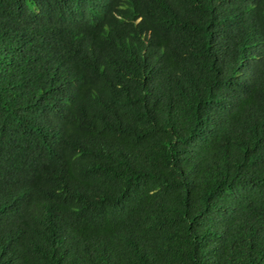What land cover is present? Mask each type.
<instances>
[{"label":"trees","instance_id":"trees-1","mask_svg":"<svg viewBox=\"0 0 264 264\" xmlns=\"http://www.w3.org/2000/svg\"><path fill=\"white\" fill-rule=\"evenodd\" d=\"M0 264H264V0H0Z\"/></svg>","mask_w":264,"mask_h":264}]
</instances>
